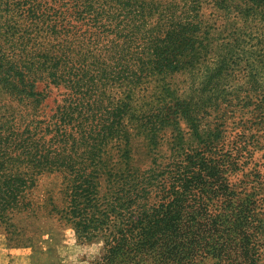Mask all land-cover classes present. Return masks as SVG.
Here are the masks:
<instances>
[{
	"label": "trees",
	"instance_id": "16d2710c",
	"mask_svg": "<svg viewBox=\"0 0 264 264\" xmlns=\"http://www.w3.org/2000/svg\"><path fill=\"white\" fill-rule=\"evenodd\" d=\"M43 1L0 0V88L13 99L17 85L32 87L45 73L50 83L64 84L73 96L82 94L89 101L66 99L48 121L20 117L16 122L8 112H0V231L7 241L24 236L12 216L35 212L28 196L35 187L34 177L60 173L62 204L49 195L48 204L36 209H47L46 215L64 221L80 243L101 240L95 264H254L252 257L257 254L245 228L252 223L251 206L258 194L251 186L244 193L236 191V184L227 178V155L207 153L209 135L204 140L193 130L198 146L189 148L179 137L162 168L142 171L130 166L127 150L120 155L125 167L119 169L107 165L105 149L85 145L87 138L92 139L91 130H98L110 139L126 141L127 147L121 134L126 116L151 134L155 145L158 132L176 121L170 124V115L181 110L187 116L179 103L167 110L161 104L154 112L127 102L115 105L106 101L103 89L99 99L92 100L87 97L91 89L82 90V82L83 86L85 81L92 83L95 94L97 83L105 88L110 80L132 89L130 85L138 86L142 78L182 70L194 63L202 46L199 24L171 13L165 16L163 36L154 32L146 37L141 32L142 0H71L64 12L48 8ZM193 1L196 8L200 0ZM216 1L229 12L231 0ZM234 6L249 24L244 26V40L221 59V65L226 68L246 60L264 79V0H236ZM67 16L93 29L97 43L110 53L112 66H106L98 80L83 72L94 57L86 54L74 62L62 46L71 50L80 45L70 38L75 27ZM14 35H20L22 43L5 46ZM246 40L249 51L243 50ZM26 45L32 48L28 56H24ZM9 47L13 49L7 52ZM132 60L139 63V70ZM159 99L164 101V92ZM48 236L49 244L56 241L53 234ZM47 251L55 255L52 264H58L56 250L48 246Z\"/></svg>",
	"mask_w": 264,
	"mask_h": 264
},
{
	"label": "rangeland",
	"instance_id": "374dc122",
	"mask_svg": "<svg viewBox=\"0 0 264 264\" xmlns=\"http://www.w3.org/2000/svg\"><path fill=\"white\" fill-rule=\"evenodd\" d=\"M68 2L70 3L71 0L43 1L48 8H59L63 12L69 8ZM142 3L144 30L141 32L144 31L146 37L154 32L163 36L166 30L163 27L165 16L171 13L199 24L201 31L198 35L202 46L197 50L198 55L194 63L192 65L187 63L184 69L166 77H149L144 80L142 78V83L138 86L130 85L132 89L119 82L108 80L109 83L105 88H101L97 83L95 94L92 92L94 86H90L93 84L88 81H85L84 86L82 82L84 87L82 90L91 89L88 90L90 92L87 93V97L92 100L99 99L101 91L104 90L107 102L115 105L127 102L130 107L135 106L138 109L142 107V111L147 112L157 111L161 104L167 110L175 103H179L183 111L185 109L188 111L187 116L182 115L181 110H178L179 113L176 115H170V124L172 120H176L177 124L174 122L158 132L155 145L151 143L153 139L149 138L151 134L143 133L135 122L129 120V116L122 119L121 131L122 136L128 140L127 147L126 141L113 137L110 139L108 135L105 136V133H99L98 130H91L93 140L87 138L85 145L89 148V145L95 144L92 146L105 149L107 153L104 158L109 157L105 160L107 165L119 169L125 167L120 155L127 150L130 153V166L138 167L142 171L148 168H162L169 161L171 148L179 137L183 139L185 147L189 148L198 146L193 130L197 131L204 140L209 135L211 149L207 153L213 156L227 155L228 162L225 164L227 178L230 183L236 184V191L244 193L246 186H251L258 194L251 206L252 223L245 230L249 235L251 248L257 254L256 257L249 256V259L255 258V261H252L254 264H264V79L257 75L258 68L253 67L246 60L226 68L221 65V59L244 40V26L249 23L237 12L238 9L234 6L236 0H231L228 13L217 4L216 0H200L196 8L193 0H142ZM195 12L196 19L193 18ZM87 18L89 19V16ZM18 19L22 21V17ZM68 20L70 21L69 18ZM70 22L75 27L71 30L70 38L77 39L80 45L75 49L72 47L71 50L64 47L66 46L64 44L62 46L74 62L86 54L94 57L87 61L84 66L87 70L83 72L89 71V75L98 80L103 69L112 66L110 53L102 43H97L93 29L86 27L76 18H71ZM89 23L91 21H87L88 25ZM20 35L9 38V43L5 46L14 47L19 42L22 43ZM244 43L246 44L243 50L249 51V41L246 40ZM30 47L31 45L25 46L24 56L30 54L32 50ZM11 48L9 47L7 52ZM15 52L17 53L16 50ZM132 63L139 70V63L133 60ZM93 64L97 67L91 68ZM133 66H130L132 70ZM38 77L32 87L17 85L15 90L18 91L15 92L13 99H10L0 88V112H8L10 116L15 117L16 122L20 117L48 121L66 99L89 101L82 94L73 96L71 89L64 84L50 83L45 73ZM31 92L39 96H30ZM163 92L164 101L161 102L159 98ZM89 130L90 128L86 132ZM213 135L217 136L213 137ZM101 179V183L104 184V177ZM63 182V175L60 173L34 177L35 187L28 196L35 212L28 211L12 216V221L24 236L22 234L12 236L10 241H7L3 230L0 231V264H34L36 261L42 264L43 257L38 253L41 250L45 253L48 246L56 250L55 258L58 264H95L94 261L102 251L101 240L80 243L71 227L64 221L46 215L47 209H36L39 205L48 204L49 195L56 200L55 203L61 205L62 196L59 191L63 187ZM239 196L243 197L242 194ZM48 234H53L56 241L49 244ZM49 260L51 259L47 257L46 261ZM207 264L212 262L208 261Z\"/></svg>",
	"mask_w": 264,
	"mask_h": 264
},
{
	"label": "crops",
	"instance_id": "0c3cea01",
	"mask_svg": "<svg viewBox=\"0 0 264 264\" xmlns=\"http://www.w3.org/2000/svg\"><path fill=\"white\" fill-rule=\"evenodd\" d=\"M61 235H62V233L60 234V238H61ZM47 239H48V242H49L50 241L49 236H47ZM47 239H46V241H47ZM39 255H41L43 257L42 264H52V262L54 260V254L53 253L51 254L50 252L46 251L45 253L44 252L43 253H39ZM47 257H49L52 261L51 260L46 261ZM39 263L41 264V262H39Z\"/></svg>",
	"mask_w": 264,
	"mask_h": 264
}]
</instances>
